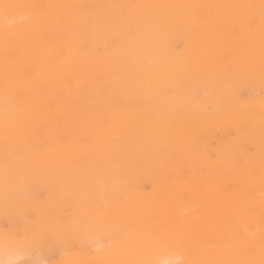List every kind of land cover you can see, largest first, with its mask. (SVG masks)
<instances>
[{
    "label": "bare ground",
    "instance_id": "1",
    "mask_svg": "<svg viewBox=\"0 0 264 264\" xmlns=\"http://www.w3.org/2000/svg\"><path fill=\"white\" fill-rule=\"evenodd\" d=\"M0 2L98 6L50 10L66 22L9 37L7 79L0 31V260L15 258L6 238L41 226L55 228L59 264H159L160 235L185 242L194 261L241 258L200 249L236 220L249 162L258 179L259 32L249 41L210 23L222 9L102 6L260 0ZM6 136L18 158L7 174ZM256 210L258 231V186Z\"/></svg>",
    "mask_w": 264,
    "mask_h": 264
},
{
    "label": "snow or ice",
    "instance_id": "2",
    "mask_svg": "<svg viewBox=\"0 0 264 264\" xmlns=\"http://www.w3.org/2000/svg\"><path fill=\"white\" fill-rule=\"evenodd\" d=\"M88 5H53V4H30L16 2H0V17L3 23L0 24V31L5 37V70L6 79L11 58L15 54V49L9 45V37L22 32L39 31L46 23L63 25L65 17L61 12L53 14L50 10L63 9H86ZM120 8H167L174 10L191 9H222L226 15L209 16L210 23L226 20L234 30H239L240 35L251 41L257 31L259 32L260 47V75L264 82V0L257 4H226V5H120L102 6ZM258 19V24H257ZM249 65L254 64L253 50L248 51ZM9 91L6 88V93ZM14 94L19 95V91L13 89ZM8 114H5L7 123ZM8 137L5 139V172L15 166L17 157L9 159ZM250 151L252 149L250 148ZM242 188L246 192V200L236 220L226 226L219 234L213 238L215 244H205L200 249L201 252H211L223 247H231L242 250L244 255L236 259L218 260H191L193 249L185 242L172 241L166 236L160 235L155 238L156 249L162 252L166 258L159 264H264V122L261 125V162L259 175L254 165L249 162L241 171ZM259 190V229L253 230L257 223L256 210V190ZM5 247L9 249L15 257L7 264H59L57 260V236L54 227L41 226L25 228L20 234L8 237L5 240ZM259 250V259H256V250ZM0 264L5 261L0 260ZM108 264H145L143 261L134 259L108 262Z\"/></svg>",
    "mask_w": 264,
    "mask_h": 264
}]
</instances>
